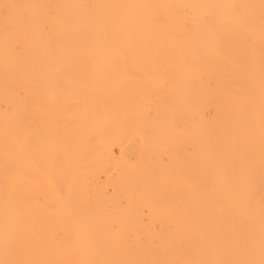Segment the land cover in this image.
<instances>
[{
	"label": "bare ground",
	"instance_id": "obj_1",
	"mask_svg": "<svg viewBox=\"0 0 264 264\" xmlns=\"http://www.w3.org/2000/svg\"><path fill=\"white\" fill-rule=\"evenodd\" d=\"M262 242V0H0V262Z\"/></svg>",
	"mask_w": 264,
	"mask_h": 264
},
{
	"label": "snow or ice",
	"instance_id": "obj_2",
	"mask_svg": "<svg viewBox=\"0 0 264 264\" xmlns=\"http://www.w3.org/2000/svg\"><path fill=\"white\" fill-rule=\"evenodd\" d=\"M262 4H264V0H262ZM3 7L5 8V10H7L18 6L5 4ZM0 264H5V262H0ZM194 264H264V242H262L261 254L259 260L245 259V260L220 261V262H194Z\"/></svg>",
	"mask_w": 264,
	"mask_h": 264
}]
</instances>
